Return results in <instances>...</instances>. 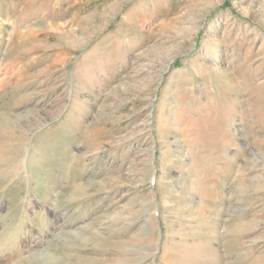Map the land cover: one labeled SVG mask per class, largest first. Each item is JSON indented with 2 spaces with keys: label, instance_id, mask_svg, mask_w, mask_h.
Listing matches in <instances>:
<instances>
[{
  "label": "rangeland",
  "instance_id": "rangeland-1",
  "mask_svg": "<svg viewBox=\"0 0 264 264\" xmlns=\"http://www.w3.org/2000/svg\"><path fill=\"white\" fill-rule=\"evenodd\" d=\"M49 256L264 264V0H0V264Z\"/></svg>",
  "mask_w": 264,
  "mask_h": 264
},
{
  "label": "bare ground",
  "instance_id": "bare-ground-1",
  "mask_svg": "<svg viewBox=\"0 0 264 264\" xmlns=\"http://www.w3.org/2000/svg\"><path fill=\"white\" fill-rule=\"evenodd\" d=\"M226 141H227V140H226ZM5 220H6V219H5ZM14 255H15V254H14ZM18 255H19V254H18ZM18 255H17V256H18ZM47 261H48L47 264H56V260L52 259V257H50V256L47 258ZM57 262H58V261H57Z\"/></svg>",
  "mask_w": 264,
  "mask_h": 264
}]
</instances>
